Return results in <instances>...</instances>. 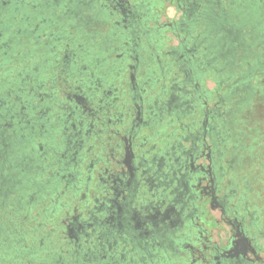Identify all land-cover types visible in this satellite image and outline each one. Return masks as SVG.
Masks as SVG:
<instances>
[{"label": "flooded vegetation", "instance_id": "flooded-vegetation-1", "mask_svg": "<svg viewBox=\"0 0 264 264\" xmlns=\"http://www.w3.org/2000/svg\"><path fill=\"white\" fill-rule=\"evenodd\" d=\"M263 74L264 0H0L10 263L264 264Z\"/></svg>", "mask_w": 264, "mask_h": 264}, {"label": "rangeland", "instance_id": "rangeland-1", "mask_svg": "<svg viewBox=\"0 0 264 264\" xmlns=\"http://www.w3.org/2000/svg\"><path fill=\"white\" fill-rule=\"evenodd\" d=\"M264 76V74H263ZM209 86H214V83H209ZM257 123H259L260 127V131H259V137H260V141L262 140L264 142V114L257 120ZM259 161L256 162V164H258ZM259 168V167H258ZM261 177H262V185L264 187V165L261 168ZM261 194L264 195V189L261 191ZM42 218L41 217H37L36 219H34L32 222H30L29 220L25 222V226L29 228V226H31V224L36 223V221H40ZM25 227V228H26ZM7 233L4 232L2 235H6ZM14 254L13 252L10 250H7V252L5 251V249L3 247L0 248V264H11L10 262L14 259ZM23 259L25 260L26 257H23Z\"/></svg>", "mask_w": 264, "mask_h": 264}, {"label": "trees", "instance_id": "trees-1", "mask_svg": "<svg viewBox=\"0 0 264 264\" xmlns=\"http://www.w3.org/2000/svg\"><path fill=\"white\" fill-rule=\"evenodd\" d=\"M1 246V245H0Z\"/></svg>", "mask_w": 264, "mask_h": 264}]
</instances>
